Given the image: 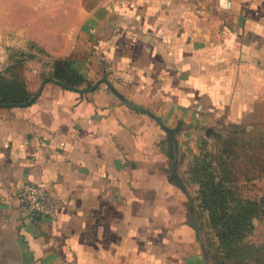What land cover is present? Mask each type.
<instances>
[{
    "label": "crops",
    "instance_id": "1",
    "mask_svg": "<svg viewBox=\"0 0 264 264\" xmlns=\"http://www.w3.org/2000/svg\"><path fill=\"white\" fill-rule=\"evenodd\" d=\"M65 10L0 0V75L29 96L0 103V264H202L169 134L264 100V0L205 15L110 0L69 24ZM25 182L46 187L52 216L29 214Z\"/></svg>",
    "mask_w": 264,
    "mask_h": 264
},
{
    "label": "rangeland",
    "instance_id": "2",
    "mask_svg": "<svg viewBox=\"0 0 264 264\" xmlns=\"http://www.w3.org/2000/svg\"><path fill=\"white\" fill-rule=\"evenodd\" d=\"M108 1L60 0L67 24ZM169 141L170 177L187 197L202 264H264V100L238 122L178 125Z\"/></svg>",
    "mask_w": 264,
    "mask_h": 264
},
{
    "label": "built area",
    "instance_id": "3",
    "mask_svg": "<svg viewBox=\"0 0 264 264\" xmlns=\"http://www.w3.org/2000/svg\"><path fill=\"white\" fill-rule=\"evenodd\" d=\"M119 4H125L133 0H115ZM194 14L205 15L221 12H229L232 0H180ZM2 65L0 64V70ZM47 189L44 185L34 182L23 183L17 192L18 198L23 202L26 210L34 217L52 216L54 214L53 205L46 202Z\"/></svg>",
    "mask_w": 264,
    "mask_h": 264
},
{
    "label": "trees",
    "instance_id": "4",
    "mask_svg": "<svg viewBox=\"0 0 264 264\" xmlns=\"http://www.w3.org/2000/svg\"><path fill=\"white\" fill-rule=\"evenodd\" d=\"M55 74L65 75L66 65L68 69L71 70L68 64H66L63 60L57 59L55 60ZM29 99V96L25 90L24 84L21 80H17L16 78L7 79L4 76L0 75V103H20L25 102ZM237 220H233L235 223ZM230 248V247H229ZM232 251V250H231ZM234 255V254H233ZM235 258H238V255H235Z\"/></svg>",
    "mask_w": 264,
    "mask_h": 264
},
{
    "label": "clouds",
    "instance_id": "5",
    "mask_svg": "<svg viewBox=\"0 0 264 264\" xmlns=\"http://www.w3.org/2000/svg\"><path fill=\"white\" fill-rule=\"evenodd\" d=\"M221 3L223 4L224 3V0H221Z\"/></svg>",
    "mask_w": 264,
    "mask_h": 264
}]
</instances>
